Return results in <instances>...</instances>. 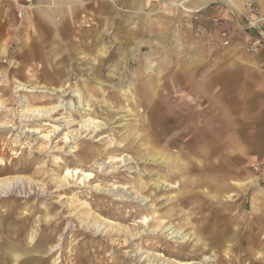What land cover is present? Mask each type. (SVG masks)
<instances>
[{"label": "rangeland", "instance_id": "374dc122", "mask_svg": "<svg viewBox=\"0 0 264 264\" xmlns=\"http://www.w3.org/2000/svg\"><path fill=\"white\" fill-rule=\"evenodd\" d=\"M123 1L0 0V264H264V0Z\"/></svg>", "mask_w": 264, "mask_h": 264}, {"label": "crops", "instance_id": "0c3cea01", "mask_svg": "<svg viewBox=\"0 0 264 264\" xmlns=\"http://www.w3.org/2000/svg\"><path fill=\"white\" fill-rule=\"evenodd\" d=\"M42 7L35 11L34 16H28L25 24L30 22V19H36L40 26L42 34L50 33L57 39V33L64 34L67 37V28L70 25L86 24L85 36L86 40L94 37L100 32L103 27L110 23L115 15V0H38ZM146 3V0H125L123 6L129 9H135L141 4ZM85 15L93 16L92 19H87ZM59 18V21L56 19ZM100 20V22L98 21ZM36 24V23H35ZM61 25V27H59ZM99 26V28L96 27ZM57 28V29H56ZM59 30V31H57ZM62 34V35H63ZM61 36V35H60ZM59 37V36H58ZM56 48V47H55Z\"/></svg>", "mask_w": 264, "mask_h": 264}, {"label": "bare ground", "instance_id": "6f19581e", "mask_svg": "<svg viewBox=\"0 0 264 264\" xmlns=\"http://www.w3.org/2000/svg\"><path fill=\"white\" fill-rule=\"evenodd\" d=\"M173 6H182V2H180V1H178V0H174V2H173ZM178 4H180V5H178ZM121 92H123V93H128L129 91H128V89L126 90V92H124L123 90H120ZM41 113H43V112H41ZM48 115H50L49 114V112H46V113H44V115H42V117L43 116H48ZM35 116V115H34ZM35 117H39V114L38 115H36ZM47 118V117H46ZM73 123H74V121L72 120V121H70L69 122V124L68 125H70V126H73ZM76 135H71V139H73V140H75L76 139ZM12 170H9L8 172H11ZM17 171V170H16ZM22 171H25L24 169H19L17 172H22ZM70 173V172H69ZM86 177L87 178H92L93 177V175L91 174V173H87L86 174ZM19 182L18 181H12V180H6V181H2V182H0V194H4V193H9V192H11L12 191V187H14V186H16L17 184H18ZM63 187H65L66 186V184H64V185H62ZM140 190V189H139Z\"/></svg>", "mask_w": 264, "mask_h": 264}]
</instances>
